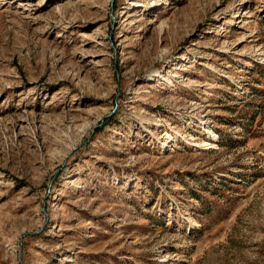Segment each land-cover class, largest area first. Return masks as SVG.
<instances>
[{
    "label": "rangeland",
    "instance_id": "374dc122",
    "mask_svg": "<svg viewBox=\"0 0 264 264\" xmlns=\"http://www.w3.org/2000/svg\"><path fill=\"white\" fill-rule=\"evenodd\" d=\"M0 264H264V0H0Z\"/></svg>",
    "mask_w": 264,
    "mask_h": 264
},
{
    "label": "bare ground",
    "instance_id": "6f19581e",
    "mask_svg": "<svg viewBox=\"0 0 264 264\" xmlns=\"http://www.w3.org/2000/svg\"><path fill=\"white\" fill-rule=\"evenodd\" d=\"M147 121H149V119H146ZM209 130V129H208Z\"/></svg>",
    "mask_w": 264,
    "mask_h": 264
}]
</instances>
